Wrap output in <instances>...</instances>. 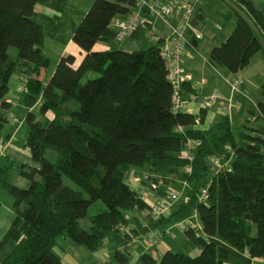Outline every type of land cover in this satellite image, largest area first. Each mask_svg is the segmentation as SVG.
Returning <instances> with one entry per match:
<instances>
[{
	"label": "trees",
	"instance_id": "trees-1",
	"mask_svg": "<svg viewBox=\"0 0 264 264\" xmlns=\"http://www.w3.org/2000/svg\"><path fill=\"white\" fill-rule=\"evenodd\" d=\"M36 2L0 0V135L15 66L8 56L10 48L17 51L19 60L33 66L22 104L32 108L40 102V120L34 113L25 117V147L37 166L18 167L26 187L10 184L7 170L0 167V190L12 200L13 213L0 240V253L8 244L14 245L0 264H61L54 252L61 238L89 253L105 245L111 257L107 264H130L128 241L117 228L129 224L127 215L133 211L147 212L148 223L143 227L138 219L130 221L133 236L145 234L146 229L163 232L196 215L208 239L196 257L167 251L159 261L142 254L137 264H225L229 249L264 258V133L248 125L232 127L228 120L202 131L196 125L203 122L204 112L197 119L176 111L161 41L132 53L92 51L98 43L112 42L111 23L132 11L135 0H93L72 36L85 53L83 60L74 68L72 56L61 58L43 86L39 78L49 61L41 52V28L32 20ZM229 3L224 18H235L234 29L211 50L206 63L236 75L256 55L264 59V19L247 0ZM188 84L181 85L180 97ZM260 91L264 98V83ZM256 108L264 123V103ZM47 112L53 120L44 118ZM188 140L199 143L190 163L180 157ZM223 152L229 158L217 169L210 159ZM187 165L188 174L183 171ZM146 167L151 185H157L158 174L179 175L188 185V197L157 221L150 219V203L125 182L131 168ZM151 185L154 194L166 195L164 189L153 190ZM203 189L206 195L200 201ZM96 202L106 211L82 227L80 221ZM185 235L192 240L194 230Z\"/></svg>",
	"mask_w": 264,
	"mask_h": 264
},
{
	"label": "crops",
	"instance_id": "crops-1",
	"mask_svg": "<svg viewBox=\"0 0 264 264\" xmlns=\"http://www.w3.org/2000/svg\"><path fill=\"white\" fill-rule=\"evenodd\" d=\"M71 1L37 0L34 8L32 20L41 28L44 37L41 52L42 55L49 61L48 70L41 73L39 78V80L42 81L43 86H45L49 81L55 66L61 58L72 56L75 59L74 68H77L85 55V53L72 42V36L78 24L87 12V8L85 9V6L80 7L83 4L79 0H75L72 4L70 3ZM92 1L93 0H89L88 3H92ZM247 2L253 11L262 16L264 19V0H247ZM209 5V0L203 2V7L198 9V17H196V20L193 21V27L199 28L201 22L203 23L202 20L204 19V11L202 9L207 11V9H210ZM142 14L148 18L150 23L153 24L160 34L165 37L169 35L170 29L177 25V17L170 18L165 22H162L160 19L152 18L146 10H143ZM219 26L221 25H217V27ZM230 34L231 32L229 35ZM143 35L145 36L144 38L142 37ZM191 36V34L188 35V37L192 40ZM227 37V34L220 33L219 37L216 38L215 35L212 34L206 41L201 42L200 39L199 41L193 43V49L189 52V56L185 60L184 68L188 73L192 74L193 79L196 82L193 84L191 82L182 88L181 98L184 104L178 112L194 115L197 119L200 117V114L204 112L201 105L197 103L198 101H195L193 98V95L198 92L196 91V87L201 90V87L197 82L200 79H204L206 80V85L205 87H202L201 92L203 94H209L211 91H215L226 98L230 97L233 101L234 108L230 114L223 112L218 105H216L213 109L205 111L203 122L197 123V129L207 131L217 123L223 120H228L232 127L238 128L248 125L256 131L264 133V123L261 122L256 110V106L259 103H264V98H262L260 91V86L264 83V59L262 55H256L252 59L250 65L236 75H231L224 70L220 72L221 69H214L206 63L211 50L219 47ZM145 42L147 44H145ZM154 43L155 42L147 37L145 30H140L133 38L126 39L121 44H115L113 42L98 43L93 47L92 51L105 52L108 50H119L122 52L132 53L153 47ZM142 44L146 45L145 48H142ZM10 50L11 48L8 50V56L15 63V66L8 83V94L5 98V103L8 104L9 108L2 111L6 122L0 135V167L5 168L6 170L8 169V182L10 184L19 188H25L26 181L19 176L18 167L23 165L37 167L32 162L30 153L25 147L27 140L25 117L28 113H36L40 106V102L32 108H25L22 104V98L26 92L27 80L32 77L33 66L26 61L19 60L17 51L13 53ZM234 79L239 81V89L238 92L231 93L229 86L224 80L232 81ZM11 84H15L13 89H10ZM20 87L22 90L24 89V92L18 91ZM44 118L51 121L54 116L51 112H47L44 115ZM181 153H183V151ZM224 156L229 158L228 153ZM143 169L145 168L138 169V171H143ZM138 171L130 172L129 177H127L129 182H125L132 190L140 195L144 202L151 203L157 196L153 193V197H151L148 193L141 190L142 183L139 182V175H135ZM136 183H138V185H136ZM136 186L141 191L138 190ZM149 191L152 192L150 189ZM140 192H144L145 194H141ZM146 194L147 196L144 197L143 195ZM187 197L188 190L185 199ZM128 215L127 218H129V216H133L130 219L131 221L133 219H138L143 227H147V212L143 215L141 212L134 211V213H131L129 216ZM12 219V200L0 190V240L7 231ZM192 220L198 222L195 224L191 221V223L197 228V231L194 229V238L192 240L186 237L185 231L177 229L178 224L176 226L166 227L165 229L167 231L164 229V236L162 239L155 247L149 250L145 249L144 243L145 241L153 238V231L146 229L145 234L143 235H129L128 237L130 239L126 244L125 249L128 253L130 264H137L138 258L142 254H149L154 260L159 261L165 252L170 251L168 246L169 243L166 239L169 240L170 244H173L172 241H175L179 238V236L185 238V240L182 241V244H188L189 242V245L193 248V253H197V255H199L208 243V239H206L203 235L196 215L192 217ZM253 233H255V230H253ZM168 237L170 239H168ZM212 241L221 244L216 239H213ZM13 248L14 245L11 243L6 246V248L0 253V263L11 253ZM102 248L104 251L102 256L99 258L93 256L87 257L85 264H107L108 262L106 261L110 262L111 257L108 247L103 245ZM54 252L60 258L61 264H78L75 261V256L73 255L81 253L80 247L74 246L68 239L65 238L60 239L58 245L54 248ZM225 264H264V258H250L245 253L229 249L228 258Z\"/></svg>",
	"mask_w": 264,
	"mask_h": 264
},
{
	"label": "built area",
	"instance_id": "built-area-1",
	"mask_svg": "<svg viewBox=\"0 0 264 264\" xmlns=\"http://www.w3.org/2000/svg\"><path fill=\"white\" fill-rule=\"evenodd\" d=\"M115 1V0H109ZM135 8L130 11L124 17H119L113 20L110 28L115 32L112 42L115 44H121L124 40L139 33L140 30H145L149 39L154 41H161L159 48L161 57L164 60L167 71L168 79L174 87L173 105L174 109L178 111L184 104L180 97V87L183 83L191 82V75L185 70V60L189 56V52L193 49V43L201 39L200 35L192 28V21L194 11L201 0H135ZM228 1V0H222ZM146 10L149 15L154 19H160L165 22L167 19L177 17V25L170 29V33L167 37L160 34L156 27L150 23L142 11ZM193 31L192 40L186 33ZM191 36V37H192ZM225 83L229 86L231 93H235L239 89V81L232 80ZM199 104L202 108H212V106L218 105L219 108L230 114L234 108L233 101L230 97L212 96L205 97L199 100ZM198 141H188L185 145L181 157L186 159L189 163L194 158V152L198 146ZM210 164L217 169L222 168V160L218 157L210 159ZM190 166L187 165L184 168L185 173L190 172ZM151 189L156 190L158 186L152 184ZM206 189L200 191V201L205 199ZM178 201V195L176 193H169L165 196H157L153 202L150 203L149 216L152 221H157L164 217L173 205ZM180 230H194L196 227L189 222L179 223L177 225ZM133 225L126 227L125 231H122V235H130L131 230H134ZM164 236L163 232L155 231L152 239L145 241L144 247L146 250L155 247Z\"/></svg>",
	"mask_w": 264,
	"mask_h": 264
},
{
	"label": "rangeland",
	"instance_id": "rangeland-1",
	"mask_svg": "<svg viewBox=\"0 0 264 264\" xmlns=\"http://www.w3.org/2000/svg\"><path fill=\"white\" fill-rule=\"evenodd\" d=\"M71 1V0H70ZM79 1H81L82 2V4L83 5H81L80 7H84L86 10H88V8L90 7V5H91V3H88L89 2V0H79ZM206 2L207 0H201L200 1V3L197 5V7H196V9H195V11H194V15H193V21L194 20H196V17H198V15H197V10L201 7H203V2ZM72 2H75V0H73V1H71L70 3L72 4ZM209 2H210V5H209V8L210 9H207V11H205L204 9H202L203 11H204V13H203V17H204V19L202 20L203 21V23L201 22V25H200V27L199 28H195V27H193V25H192V28L194 29V31L196 32V33H198L199 35H200V37H201V42H203V41H206L207 39H208V37L210 36V35H215V37L216 38H218L219 37V35H220V33H222V34H227V36H229V33L230 32H232V29H233V26H234V24H235V18L232 16V17H230L229 18V20H225V15H226V13H227V6L226 5H230L231 6V3H229V0L228 1H222V0H209ZM225 3H227V4H225ZM205 5V4H204ZM233 6V5H232ZM232 15V14H231ZM192 21V24L194 23ZM221 25V26H219V27H217V25ZM187 35H189V34H193V31L192 30H190V31H188V33H186ZM143 38L145 37L144 35L142 36ZM130 38H133V37H130ZM192 38H193V36H192ZM129 39V38H128ZM197 42V41H196ZM143 43V42H142ZM145 44H147L146 42H145ZM145 46L146 45H143L142 44V48H145ZM10 51H12L13 53L14 52H16V50L15 49H13V48H11V50ZM214 69H216V68H214ZM220 72H222V70H220ZM190 75H191V82H192V84L194 83V82H196L194 79H193V76H192V74L191 73H189ZM234 80H236V79H234ZM225 81V80H224ZM227 81H229V80H227ZM238 81V80H237ZM190 82V83H191ZM197 83H199L198 85L201 87V90H202V87H205V85H206V80H204V79H200ZM14 85L15 84H11L10 85V89H13V87H14ZM201 90L199 89V88H197L196 87V91H198L195 95H193V98L195 99V101H198L197 103H199V100L201 99H203V98H205V97H209V96H212L213 94H217V96H222V97H224L223 95H221L220 93H218V92H215V91H211V93H209V94H203L202 92H201ZM18 91L19 92H24V89L22 90V88L20 87L19 89H18ZM238 92V91H237ZM236 93V92H235ZM215 107V105L214 106H212V108H209V109H213ZM209 109H207V108H202V110L205 112V111H207V110H209ZM256 110H257V108H256ZM37 113V112H36ZM36 113H34L35 115H36V120L37 121H39L40 120V118H39V116H38V113L36 114ZM4 116V115H3ZM46 119V118H45ZM188 141H192V140H188ZM187 141V142H188ZM227 150V149H226ZM196 152V151H195ZM194 152V153H195ZM225 154H227L226 152L224 153H222V154H220L219 156H218V158L220 159V160H223V161H225V159H226V156H224ZM7 171H8V169H7ZM132 171H138V169L137 168H132V169H130V171L126 174V180L125 181H127V182H129V180H128V178L127 177H129V173L130 172H132ZM141 172V173H140ZM148 172H149V167H146L145 169H143V171H138V172H136V176H138L139 175V182H141L142 184H141V187H142V191H145L146 193H148L151 197H153L152 196V194H153V192H150L149 191V185H151L150 184V176H149V174H148ZM142 174H144V175H142ZM132 175V174H131ZM132 177H133V175H132ZM154 178H156L157 179V185L156 186H158V188H161V189H164L163 191L165 192V194L167 195V194H169V193H176L177 195H178V201L173 205V207H175L177 204H179L183 199H185V196H186V194H187V190H188V185H187V183L184 181V180H181L180 178H179V175H170V176H163V175H161V174H158V175H156ZM164 179H168L169 180V182L167 181V183L168 184H164ZM65 184H67V185H69V186H71V187H73V185L70 183V182H68V181H66L65 180ZM136 185H138V183H136ZM136 188H137V186H136ZM138 189V188H137ZM138 190H140V189H138ZM140 190V191H141ZM141 194L143 193V194H145L144 192H140ZM144 197L145 196H147V194L146 195H143ZM157 196V195H156ZM156 196H154V197H156ZM155 199V198H154ZM148 203V202H147ZM106 211V208H105V206L103 205V204H101L100 202H96L95 204H93L91 207H90V209L88 210V214H87V217L84 219V220H82V221H80V225L82 226V227H87L88 225H89V221H90V219L93 217V216H95V215H97V214H100V213H103V212H105ZM131 213H134V211L133 212H129V215H131ZM143 215H145L146 214V212L145 211H143V212H141ZM128 215V216H129ZM132 215H134V214H132ZM133 216H129V224H130V219L132 218ZM191 221H192V223H195V224H197L198 222L197 221H195V220H192V218H191ZM128 224V225H129ZM127 225V226H128ZM127 226H120V227H118L117 229H118V231L120 232V233H122V231H125L126 230V227ZM177 229H180L179 227L177 228ZM165 231H167L166 229H165ZM195 231H197V228H196V230ZM125 235H127V234H125ZM130 235H131V233H130ZM127 236H129V235H127ZM168 239H170L169 237H168ZM185 240V238L184 237H181V236H179V238H177L175 241H172L173 242V244H170V242H169V240H167L166 239V241L169 243V248H170V251L171 252H174V253H177V252H181V254H183V255H185V256H187V257H191V258H193V257H196V256H198L197 255V253H193V251H192V247L189 245V242H188V244H182V241H184ZM59 241L60 240H58V243H59ZM142 242V241H141ZM58 243H57V245H58ZM103 248H101V249H99L98 251H96V252H94V253H89V252H87V251H85V250H83V248H80V251H81V253H79V254H74L73 256H75V261L78 263V264H85V262H86V258L87 257H90V256H93V257H96V258H99L100 256H102V254L104 253V251L102 250Z\"/></svg>",
	"mask_w": 264,
	"mask_h": 264
},
{
	"label": "water",
	"instance_id": "water-1",
	"mask_svg": "<svg viewBox=\"0 0 264 264\" xmlns=\"http://www.w3.org/2000/svg\"><path fill=\"white\" fill-rule=\"evenodd\" d=\"M124 239L128 241L130 238L127 235H124Z\"/></svg>",
	"mask_w": 264,
	"mask_h": 264
}]
</instances>
